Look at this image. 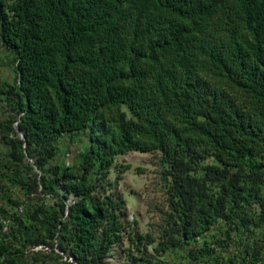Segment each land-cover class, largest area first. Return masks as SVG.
Here are the masks:
<instances>
[{"label":"trees","instance_id":"1","mask_svg":"<svg viewBox=\"0 0 264 264\" xmlns=\"http://www.w3.org/2000/svg\"><path fill=\"white\" fill-rule=\"evenodd\" d=\"M0 46L15 73L0 85V169L13 166L0 170V264H109L126 204L108 176L129 152L160 156L156 252L264 255V0H0ZM81 133L61 164L58 142ZM205 234L218 253L196 249ZM127 239L141 256L121 264H145L155 238Z\"/></svg>","mask_w":264,"mask_h":264},{"label":"rangeland","instance_id":"2","mask_svg":"<svg viewBox=\"0 0 264 264\" xmlns=\"http://www.w3.org/2000/svg\"><path fill=\"white\" fill-rule=\"evenodd\" d=\"M12 61L11 55L0 46V85L13 80L15 73ZM7 113L8 109L0 100V124L5 122ZM85 140L86 135L82 133L76 136L62 137L58 142L59 162L72 165L77 154L84 147ZM6 156L7 150L0 144V168L5 165ZM159 158L160 156L156 153L129 152L118 156L111 167L108 176V181L112 184L111 192L125 200L126 215L122 217L125 236L112 248L108 263L121 264L131 255L138 258L141 256L136 252L132 242L127 239L129 233H136L137 237L148 234L155 238V242L147 246V253L150 256L145 264H212V261L204 259L201 262H193L183 250L175 252L168 250L165 253H158L154 250V246L159 241L158 230L165 225L168 211L166 187L162 178L163 169ZM210 161L208 160V162ZM24 167L25 165H23ZM8 168H13V166L8 165ZM8 168L0 170L10 174ZM17 194L19 192L12 190L14 198L18 197ZM6 229L7 227H5ZM22 264H29V262L24 261Z\"/></svg>","mask_w":264,"mask_h":264},{"label":"built area","instance_id":"3","mask_svg":"<svg viewBox=\"0 0 264 264\" xmlns=\"http://www.w3.org/2000/svg\"><path fill=\"white\" fill-rule=\"evenodd\" d=\"M74 202V198L71 196L68 200H67V204H72ZM209 235L205 234L203 237H198L196 239L195 244L200 248V246H202V242L203 240L207 239V244L208 246L215 252L218 253L219 252V248L216 247L215 244H213L210 240H209ZM240 251V248L238 246L235 245V243L233 242V244H229L228 250L223 252V256L225 258H229L231 255H235L237 254V252ZM247 264H264V255L259 258V259H253V260H249V262Z\"/></svg>","mask_w":264,"mask_h":264},{"label":"water","instance_id":"4","mask_svg":"<svg viewBox=\"0 0 264 264\" xmlns=\"http://www.w3.org/2000/svg\"><path fill=\"white\" fill-rule=\"evenodd\" d=\"M71 261H73V257H71Z\"/></svg>","mask_w":264,"mask_h":264},{"label":"clouds","instance_id":"5","mask_svg":"<svg viewBox=\"0 0 264 264\" xmlns=\"http://www.w3.org/2000/svg\"><path fill=\"white\" fill-rule=\"evenodd\" d=\"M14 125H16V124H14Z\"/></svg>","mask_w":264,"mask_h":264}]
</instances>
